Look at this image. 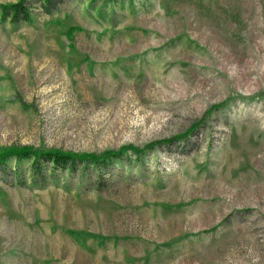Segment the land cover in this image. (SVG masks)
Wrapping results in <instances>:
<instances>
[{
  "label": "rangeland",
  "instance_id": "rangeland-1",
  "mask_svg": "<svg viewBox=\"0 0 264 264\" xmlns=\"http://www.w3.org/2000/svg\"><path fill=\"white\" fill-rule=\"evenodd\" d=\"M205 115L101 183L35 182L28 162L24 185L0 179V264H264V0H65L0 22V147L144 146Z\"/></svg>",
  "mask_w": 264,
  "mask_h": 264
},
{
  "label": "trees",
  "instance_id": "trees-1",
  "mask_svg": "<svg viewBox=\"0 0 264 264\" xmlns=\"http://www.w3.org/2000/svg\"><path fill=\"white\" fill-rule=\"evenodd\" d=\"M64 2L65 0H16L0 3V22L10 24L31 23L37 8L45 14H51ZM74 30L75 28H70L68 31L70 40L73 39V36L69 34H73ZM214 109L217 108L212 107L206 115H209ZM206 115L183 134L153 141L144 146L125 144L115 149H105L100 152L36 148L29 145L2 146L0 147V179L7 181L8 177L11 176L18 185H24L26 180L22 176V168L23 164L28 162L35 182L43 180L46 170L50 168L69 174H79L82 177L95 175L98 183H101L105 175L125 161H128L127 165L131 163L140 165L150 151H155L160 146H176L189 140L192 133L203 123ZM12 163L14 166L11 165ZM70 234L75 238L80 236L75 231H70Z\"/></svg>",
  "mask_w": 264,
  "mask_h": 264
}]
</instances>
